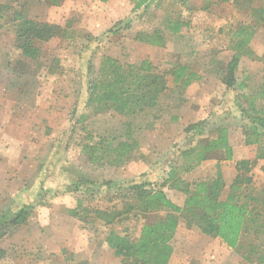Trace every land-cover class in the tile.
I'll return each instance as SVG.
<instances>
[{"label": "rangeland", "instance_id": "374dc122", "mask_svg": "<svg viewBox=\"0 0 264 264\" xmlns=\"http://www.w3.org/2000/svg\"><path fill=\"white\" fill-rule=\"evenodd\" d=\"M2 1L9 8V13L15 10L22 11L36 21L58 24L64 31L62 35L37 43L40 46V54L36 60H32L18 51L9 16L5 17L0 28V66L7 63L21 66L19 74L0 70V98L6 105L4 114L0 115V124L6 125L8 127L6 134L12 135L16 133L19 135L25 128L28 132L25 131L28 136L26 145L30 150L20 157L19 165H14L16 153L0 155V214L12 213L23 204L34 206L26 223L11 227L0 239V248L3 250L0 264H79L84 261H87L86 264H121V257L114 255L104 238L111 229L136 238L145 222V214L143 216L137 214L134 217L130 214L127 218L114 219L113 223L105 224L90 210L92 208L122 210L123 204L130 202L125 200L124 196L125 189L131 181L142 182L148 188H158L162 184L161 179L165 177L154 179L152 182L145 181L146 173L142 172L144 167L139 160H132L133 156L130 161L137 163L136 166L129 161L122 166H99L89 163L81 152V145L91 143L98 136L111 138V135L116 134V129L125 128V119L128 116L95 106L87 107L85 103L88 77L95 76L103 55L116 57L123 63L135 58L129 53H122L127 47L126 43L124 44L126 38L130 39L135 31L163 28L166 22L179 17L181 21L191 18L188 19V27L185 25L182 29L187 35L196 36L200 35L202 29L200 20H203V23L208 20L204 18L202 11L189 7L186 10L183 0H152L148 7L134 12L131 11L133 5L131 0L106 2L63 0L59 5H50L44 0ZM259 3V0H254L252 4L258 6ZM213 4L214 1L209 0L208 13L212 15L206 24L209 28H203L209 36L205 42L192 43L188 46L187 42L190 39L187 40L188 37H185L177 41L174 47L181 49V53L195 47L193 51L197 56L199 54L202 56L198 58V63L192 61V66L199 64L200 68L197 67V70L207 68L208 72L212 74L216 72L215 76H221L222 70L216 63L217 58L227 59L228 55L226 52L222 55L218 53L223 51V46L227 49L228 45L230 49L231 34L240 25H254L253 41L251 39L249 45L254 51H261L264 46V29H260L261 26L251 17L247 4L235 6L231 1L222 7ZM127 18L130 19L128 28L121 29L118 33L109 31L118 20ZM224 18L230 22L228 29L225 25L220 27ZM219 20L222 23H218ZM127 48L132 50L130 47ZM134 50L143 56L140 50ZM138 58H135L137 59L135 62H139L141 58ZM258 59L249 61V57L243 56L236 71L237 78L248 79L245 74L247 66H251L258 73L260 66ZM88 62L92 67L90 75L87 72ZM159 63L160 69L156 68L160 72L167 71L173 65L163 58ZM168 77L169 75H166L167 80ZM11 80L16 83L15 86L20 84L18 90L11 89ZM257 80L258 77L254 79L256 82ZM11 98L17 99L21 104L36 100L44 110H49L53 106V116L49 117L50 120L43 117L40 126L38 119L31 117L28 119L24 114L20 118L19 129L12 130L9 124V113L13 109L9 103ZM41 99L47 101L42 103ZM226 106L228 105L213 108V115L206 119L210 122L209 126L212 124V128L217 124L228 125L232 128L234 137L238 136L242 123L241 112H238L236 106L227 107L229 112L223 110L222 108ZM160 110L162 112L158 113L157 117L167 113L162 106ZM154 113L153 110L146 115L135 117V122L141 125L135 132V138L145 146L153 145L161 150H165L170 143L177 140L173 145L174 151L166 155L170 161H174L177 154L187 148L188 141L185 135L181 139L164 138L163 132L165 128H170L171 132H178L185 126L169 121L167 127L159 123L153 130L150 129L153 125L144 127L147 122L154 123L152 115ZM216 113L221 117L223 113L228 116L217 120ZM157 130L161 131L159 135L156 133ZM142 131L144 133L150 131L153 135L148 133L147 136L141 137ZM194 139L196 140V137ZM8 144L6 143L7 148ZM138 149L139 146L136 150ZM210 157L211 161L223 160L224 154L215 152ZM8 164H11V167ZM4 166L6 168L3 169ZM14 166L16 167L12 168ZM213 172L215 167L211 166L207 174L212 176ZM105 181L120 184L122 187L103 185L102 182ZM75 183L80 185L76 187ZM259 190H262L261 187ZM78 199H83L81 203L83 207H89L86 211L81 210L82 206L78 209L85 220H79L68 213L69 209L77 207ZM159 215H164V212L160 211ZM262 239L264 241V237ZM171 243L174 251L168 264H246L218 238L204 235L194 227L187 228L184 223L177 230Z\"/></svg>", "mask_w": 264, "mask_h": 264}, {"label": "trees", "instance_id": "16d2710c", "mask_svg": "<svg viewBox=\"0 0 264 264\" xmlns=\"http://www.w3.org/2000/svg\"><path fill=\"white\" fill-rule=\"evenodd\" d=\"M44 1L50 5H59L63 0ZM231 1L235 6L247 4L251 17L259 25L264 24V0H259L258 6L252 4L254 0ZM131 2L133 4L131 11L134 12L141 8L145 9L152 0H131ZM208 2L209 0H204V9H208ZM8 10L7 5L0 0V28L5 17L9 16L15 33L16 47L29 59L36 60L39 57L40 46L37 43L63 34L64 30L58 24L36 21L22 11L15 10L9 13ZM129 24V18L118 20L109 31L118 33L119 30L128 28ZM185 25L186 22L178 17L166 22L163 26L164 30L163 28L139 30L134 34V39L148 45L163 47L166 43L165 33L177 34ZM253 32L254 25L243 24L232 34L229 47L233 51V56L225 66H221L220 76L222 83L227 87L237 84L235 72L240 58L243 55H252L248 44ZM259 60L264 63V53ZM89 63L87 72L90 75L92 67ZM166 75L172 77L179 92L194 78V73L186 64H175L167 71L160 72L148 59L142 60L139 64H133L122 63L110 55L101 57L95 76L88 77L85 105L112 110L128 117L125 119V128L116 129V134L112 133L114 135H111V138L98 136L91 143L81 145V152L87 157L89 163L99 166H122L131 160L133 152L139 146L135 132L141 128L140 123L135 122V117L141 114L146 115L153 110L155 113L152 115L157 117L156 115L162 112L159 98L168 88ZM257 99L264 100V76L258 90L252 93L247 107L239 105L244 141L246 144H258L256 158L264 159V104L257 109ZM147 124L151 126L147 122L145 127ZM209 124L208 119H202L189 124L184 129L186 141H188L187 148L180 153L184 162L179 167L172 168L164 181V183L170 181L171 186L185 194L182 206H178L167 198L162 190L163 182L158 188H148L142 182L131 181L125 189L124 196V199L130 202H125L122 210L111 211L100 208L90 210L105 224L113 223L114 219L127 218L130 214L133 217L137 214L142 216L145 214V222L136 238L113 229L104 238L114 255L121 257V264H168L174 251L172 237L180 219L184 220L188 227L197 226L201 233L219 238L244 262L264 264L262 239L264 237V192L257 197L251 190L250 160L241 159L235 162L237 174L224 199L220 198L224 182L219 169L206 181L194 180L192 183H186L180 178L179 173L189 172L201 161L208 159L212 151L223 150L225 158H231L232 149L228 142L227 128L218 126L215 128V137H204L202 135ZM102 184L122 187L110 181L102 182ZM79 185L75 183L76 187ZM120 195L122 196V193ZM82 200L78 199L77 207L68 210L71 216L79 220H85L81 212H78L79 207L82 206ZM33 207L30 204H23L12 213H1L0 239L11 227L26 223ZM87 207L82 206L81 210L86 211ZM160 211H163L164 215H159ZM1 254L3 250L0 248Z\"/></svg>", "mask_w": 264, "mask_h": 264}, {"label": "crops", "instance_id": "0c3cea01", "mask_svg": "<svg viewBox=\"0 0 264 264\" xmlns=\"http://www.w3.org/2000/svg\"><path fill=\"white\" fill-rule=\"evenodd\" d=\"M183 1H182V3H184V5H186V10L189 7V8H194L196 10L202 11L204 13V18L208 21L211 20L212 14L208 13L209 8L208 9L203 8L204 0H183ZM213 1H214L213 6L222 7L224 4L229 3V1H231V0H227V1L213 0ZM188 19L189 18H186L184 20L186 22L187 27L189 24V20L191 18L189 20ZM228 19H229V17H228ZM202 21L200 20V23L202 24V29L200 28L201 29L200 35L189 36V35H187V32L183 31V29H181L177 34H170V33L166 34L165 33L166 43L163 47L152 46V45H148V44L136 41L134 39V34L137 31H135V33L133 34V36H131L130 39L126 38V42H124V44L126 43L127 47H130L132 50H129L127 47H125L126 49H124L122 51V53H129L131 57L141 58L139 60V62H135L137 60L135 58H132V60H126V61H128L127 63L139 64L142 60L148 59L154 66H156L160 69L159 64L161 62L159 63V60L161 58H163L164 61H169L173 65H175V64H186L188 66V68L190 69V71H192L194 73V78L192 79L191 83L188 86L184 87L183 89H180V90H182L181 92H179V90L176 88L175 84L172 81V77L169 75L168 80L166 82L167 83L166 85L168 88H167V90L164 91V93L159 98L160 106L165 108L167 113H163L161 116L158 115V117L156 119L154 118L155 116H153V119L155 121H154V123L152 121L150 122L151 126L153 125L150 128L151 130H153L154 126L157 123L166 125V127H167L168 126L167 123L169 121H172V122H175L176 124L178 123L182 126H185L184 127V129H185L189 124L194 123V122L199 121V120H202V119H206V118L210 117L211 114L213 115V108L215 109V108L222 107L225 105H228V106L222 108L223 110H226L229 112L227 107L231 108V107L236 106L237 108L236 107L235 108L238 110V112H241V109H239L240 108L239 105H241V107H247V104L249 103V100L251 99L252 93H255L262 83V79L264 76V63L261 60H259L258 57L259 58L262 57V55L264 53V46L262 47L263 50H261V51L255 50L256 51L255 52L253 50V48L251 47V45L248 44L250 49L252 50V55H250V56L243 55V56L249 57L250 58L249 61L255 60V58H257L259 60V65H260L259 71L257 73V72H255V70H253V68H251V66H247L245 74H246V77L248 76V79H244V80H239L237 78V75L235 72V76L237 78V84H235L231 87H227L224 83H222L219 75L218 76L216 75L217 77L214 75L216 73L215 70H212L215 72L214 74H212V73L207 71V68L206 69H199L200 68L199 64H196V66H192L191 62L196 61V63H198L199 62L198 58L201 57L202 54H199L197 56V54L193 51V49H195V47H190V48H188L189 49L188 52L181 53V49L174 47V44L179 40H183V38H185V37H188L187 40L190 39V41L187 42L188 46L191 45L192 43L193 44H196V43L200 44L201 42H205V40L209 36L207 34L208 32L206 30L204 31L203 28L208 27V25H206L208 21H206V22L204 21V23ZM222 22H223V24H221L220 27H222V25L223 26L225 25V27H227L226 29H228L230 22H228V20L226 18H224V20H222ZM222 22H220V20L218 21V23H222ZM260 26H261L260 29L263 30L264 24H262ZM231 32H230V34H231ZM185 34H186V36H185ZM256 36H257V34H256ZM229 37H231V36H229ZM251 39L253 41V38H251ZM167 40H169V41H167ZM228 42H229V39H228ZM250 42H251V40H250ZM134 49L140 50L143 53V56L141 55L140 52H137ZM227 49H228V45H227ZM227 49H226V46H223V49H222L223 51L218 53L219 55H222L223 52H226V55H228L227 59L226 58H217L218 61L216 63L220 67L225 66L226 63L233 56V51L231 49H228L230 51L229 52ZM243 56L240 58L239 64L241 62V59H243ZM120 57H122V54ZM114 58H116V57H114ZM116 59H118V58H116ZM119 61H122V60H119ZM173 65H171L170 67H172ZM197 67H199L198 70L196 69ZM238 67H239V65H238ZM19 68H21V66H19V65H8V63L5 64L4 66L3 65L0 66V70H4V72H11V73H16V74H19V71H20ZM220 74H221V71H220ZM211 75H213V76H211ZM256 77H258L257 82L254 81V79ZM15 84L16 83L13 82L12 80L10 81V85L12 87L11 88L12 90H18V87L20 86V84H18V86H15ZM45 101H47V99H43L41 102L43 103ZM9 103H10V107L13 108L10 110V113H9V121L11 122V123L9 122V124H11L12 130L13 129H19L20 118H22V115H24V114H26L28 116V119H30V117L38 119V121H40V123H39L40 126H41V121L44 119L43 117H48V119L50 120V118H52V116H53L52 115L53 111H54L53 106H51V108L49 110H44L42 107H40L37 104L39 102H36V100H35V102L21 104V103H19V101L17 99L11 98L9 100ZM263 104H264V100H262V99L256 100L257 109L261 108V106ZM5 109H6V105L3 102V99L0 98V115L4 114ZM20 109H21V111L19 112ZM166 115H168V116H166ZM222 115H223V117L218 116V114L216 113L215 114V116L217 117L216 119L222 120V119H224L225 115L228 116V114H226V113H223ZM165 116H166V118H165ZM2 124H4V122ZM147 126H148V124H147ZM218 126L227 128L228 125L223 126V125L217 124V126L212 128V124H211L206 129L205 133L202 136H204V137L208 136L210 138L215 137V135H216L215 128ZM229 127L230 126H228V128H227V133H228V142H229V145L232 149L231 158L226 159L225 155H224L223 160L222 159H219V160L213 159L211 161L210 160L211 157H209L208 159L201 161L197 166L192 168L189 172L179 173L180 178L183 181H185L186 183H192V181H194V180L206 181L212 177V176L207 174L209 172V168H211V166L215 167V172L217 169L220 170V173L222 175V179L224 182V186H223L221 194H220V198L224 199L226 197L227 193L230 191L231 183L237 174L236 173L237 171L235 169V162L237 160H241V159H248L251 162V164H250L251 170L249 171V174L252 176L251 190L253 191V194L255 196H257V197L261 196L264 191H261V190L258 191V189H259V187H261V189L264 190V159H257L256 158L258 144H256V143L246 144L245 143L244 136L242 133V123H241V127L239 129V132H238V136H235V137L233 135L232 128H229ZM184 129H182L178 132H171L170 128H168V129L165 128V132H163V137L164 138L177 137L178 139H181L182 136H184V135L186 136ZM7 130H8V127H6V125L0 124V155L3 153H9V154L16 153L17 157L15 159L16 163L14 165H19L20 157L22 158V156H24L26 152L30 151L26 145V141L28 139V136H26V134L28 132L24 128V129H22V131L20 130L21 132L19 135L17 133L12 135V134H6ZM25 131L27 132L26 134H25ZM160 132L161 131L157 130L156 133L159 135ZM148 133H149V135L150 134L153 135V133H151L150 131H147L146 133H144L142 131L141 137L147 136ZM158 135H156V137H158ZM29 136H30V134H29ZM176 141H174L175 143H170L169 147H167L165 150H161L158 147L155 148V146H153V145L145 146L144 143H142V142L140 143L138 140L139 149H138V151L136 150L132 154V156H133L132 160L136 159L142 163V165L144 167V170H142V172L145 171V173H146L145 174L146 175L145 181L152 182L154 179L156 180V179H160V177H165L164 179L162 178L163 180L161 179V181L164 184L162 186V190L164 191V193L166 194L168 199H170L172 202H174L178 206H182L184 199H185V194L182 191H179L176 188H174L173 186H171L170 181L167 183H164V181L168 178L167 173L172 168L179 167L184 162L183 158L180 156V153H178V152H177L178 153L177 157L174 158V161H170L169 158H167V156H166L168 153H172V151H174L173 145L176 144ZM6 143L7 144L9 143L8 148L6 147ZM215 152L224 154L223 150H215V151H212V153H210V156H212V154ZM1 157L5 158V156H1ZM129 163H132V165H134V166L137 165V163H135V162L133 163V162L129 161ZM9 167H11V164L9 165ZM15 167L16 166H14L12 168H15ZM4 168H6V166H4L3 169ZM165 169H166V171L164 172ZM155 171H158V172H155ZM183 223L186 226V223L184 222V220L180 219L178 221V225L176 227L174 236H175L177 230L181 227V225H183ZM186 227L187 228L194 227V228L198 229V227L194 226V225L189 226V227L186 226ZM86 263H87V261H84V263L81 262L79 264H86ZM226 264H231V263H226ZM246 264H248V263H246Z\"/></svg>", "mask_w": 264, "mask_h": 264}]
</instances>
